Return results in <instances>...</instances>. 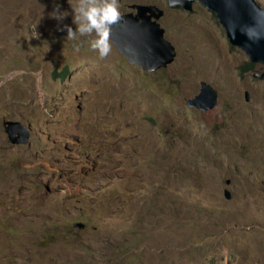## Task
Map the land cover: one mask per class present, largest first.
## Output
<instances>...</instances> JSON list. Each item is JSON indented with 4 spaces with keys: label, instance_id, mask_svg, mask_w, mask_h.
<instances>
[{
    "label": "rangeland",
    "instance_id": "374dc122",
    "mask_svg": "<svg viewBox=\"0 0 264 264\" xmlns=\"http://www.w3.org/2000/svg\"><path fill=\"white\" fill-rule=\"evenodd\" d=\"M118 3L165 12L172 64L66 39L78 0H0V264H264L263 66L200 4ZM202 82L209 111L188 104Z\"/></svg>",
    "mask_w": 264,
    "mask_h": 264
},
{
    "label": "water",
    "instance_id": "95a60500",
    "mask_svg": "<svg viewBox=\"0 0 264 264\" xmlns=\"http://www.w3.org/2000/svg\"><path fill=\"white\" fill-rule=\"evenodd\" d=\"M172 8L181 6L191 11L194 3L214 13L228 42L240 48L255 65L264 68V9L254 0H168ZM137 13L126 14L123 21L113 26V44L133 64L147 72L164 69L176 57L175 47L166 39V31L159 20L164 11L157 6L138 5ZM254 77L264 81V72ZM200 93L189 100L190 107L209 111L217 105L218 94L212 86L202 82ZM248 98V93H246ZM5 132L13 145L28 144L30 130L23 123L5 122ZM227 199L230 194L226 191ZM83 228L84 225H78Z\"/></svg>",
    "mask_w": 264,
    "mask_h": 264
},
{
    "label": "clouds",
    "instance_id": "9594fccd",
    "mask_svg": "<svg viewBox=\"0 0 264 264\" xmlns=\"http://www.w3.org/2000/svg\"><path fill=\"white\" fill-rule=\"evenodd\" d=\"M71 7L76 29L66 26V39H75L77 35L94 36L91 41V48L98 51L101 58H106L111 52L110 33L112 28L124 19L119 11L118 0H78V4L71 5ZM52 15L58 20H62L66 16L65 13H60L58 9Z\"/></svg>",
    "mask_w": 264,
    "mask_h": 264
},
{
    "label": "flooded vegetation",
    "instance_id": "af4514ba",
    "mask_svg": "<svg viewBox=\"0 0 264 264\" xmlns=\"http://www.w3.org/2000/svg\"><path fill=\"white\" fill-rule=\"evenodd\" d=\"M197 3H194L193 5H192V7L194 6V5H196ZM138 5H143V4H135V5H132L131 6V11L129 12V13H123L122 15H126V14H133V13H137V9L135 8L136 6H138ZM144 6H157L156 4H154V3H150V4H146V5H144ZM158 7V6H157ZM135 11V12H134ZM165 13V12H164ZM164 16V15H163ZM159 23H160V20H159ZM161 24V23H160Z\"/></svg>",
    "mask_w": 264,
    "mask_h": 264
},
{
    "label": "trees",
    "instance_id": "16d2710c",
    "mask_svg": "<svg viewBox=\"0 0 264 264\" xmlns=\"http://www.w3.org/2000/svg\"><path fill=\"white\" fill-rule=\"evenodd\" d=\"M255 67H257V66L249 61L248 65H247V71L250 72L253 69H255Z\"/></svg>",
    "mask_w": 264,
    "mask_h": 264
},
{
    "label": "bare ground",
    "instance_id": "6f19581e",
    "mask_svg": "<svg viewBox=\"0 0 264 264\" xmlns=\"http://www.w3.org/2000/svg\"><path fill=\"white\" fill-rule=\"evenodd\" d=\"M177 8V7H176ZM193 8V7H192ZM135 12V11H134Z\"/></svg>",
    "mask_w": 264,
    "mask_h": 264
}]
</instances>
